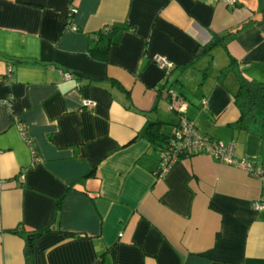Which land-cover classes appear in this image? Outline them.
Masks as SVG:
<instances>
[{
    "label": "crops",
    "instance_id": "1",
    "mask_svg": "<svg viewBox=\"0 0 264 264\" xmlns=\"http://www.w3.org/2000/svg\"><path fill=\"white\" fill-rule=\"evenodd\" d=\"M241 77L264 89V0H0V264H26L51 222L34 264H264L259 180L206 153L157 175L161 144L141 134L172 132V90L201 133L264 163L263 109L235 124Z\"/></svg>",
    "mask_w": 264,
    "mask_h": 264
},
{
    "label": "built area",
    "instance_id": "2",
    "mask_svg": "<svg viewBox=\"0 0 264 264\" xmlns=\"http://www.w3.org/2000/svg\"><path fill=\"white\" fill-rule=\"evenodd\" d=\"M221 1L231 5L235 3V0ZM75 10L76 9L73 6L68 7L69 14H72ZM70 27L71 29L76 28L72 24ZM151 60L159 67L163 68L165 72H167L172 66V61L164 54L153 53L151 55ZM70 75V72L63 73L64 77H69ZM167 94L169 95L168 107L176 112L177 123L158 149L156 174L163 175L180 157L198 153H206L220 162L238 166L259 180L260 192L254 201V207L262 211L264 221V163L252 164L244 157L236 158L233 155V144L231 142H225L221 139H215L201 133L195 127L193 122L185 117L184 110L186 107V101L183 96L172 90H168ZM83 102L89 106L93 104L92 101L88 100ZM204 103L205 101L203 100V104ZM17 125L21 132V136L31 149L32 160H38L39 156L36 153V149L23 133V122L18 121Z\"/></svg>",
    "mask_w": 264,
    "mask_h": 264
},
{
    "label": "trees",
    "instance_id": "3",
    "mask_svg": "<svg viewBox=\"0 0 264 264\" xmlns=\"http://www.w3.org/2000/svg\"><path fill=\"white\" fill-rule=\"evenodd\" d=\"M117 28V25H109L105 28H102L97 31L95 40L91 46L88 47V52L91 56L96 58H104L109 43H113L112 38L114 30ZM220 38L210 41L206 46H202L195 51V55H198L200 52L209 50L211 46L219 41ZM233 102L239 110V114L235 120L236 125H241L242 121L245 119L248 113H251L256 105H259L264 111V89L263 86L254 82L253 80L244 79L243 77L238 79L237 89L233 93ZM141 134L151 142H159L161 145L165 141L168 135H165L160 130V124L158 121H149L144 126ZM58 207V202L56 203ZM56 212V211H55ZM51 223L47 226L27 234L26 248H25V262L26 264H34L32 256V247L36 236L41 234L43 231L51 227ZM69 234L68 232L65 233Z\"/></svg>",
    "mask_w": 264,
    "mask_h": 264
}]
</instances>
